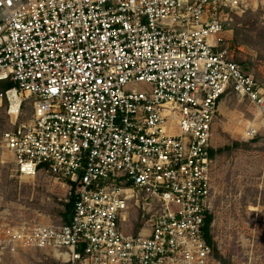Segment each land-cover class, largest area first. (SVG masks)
<instances>
[{"label":"built area","instance_id":"1","mask_svg":"<svg viewBox=\"0 0 264 264\" xmlns=\"http://www.w3.org/2000/svg\"><path fill=\"white\" fill-rule=\"evenodd\" d=\"M10 5V1L7 2ZM264 0H24L0 29L17 172L70 188L67 223L7 226L2 243L66 264H214V126L225 97L264 128V87L222 37ZM30 101L32 113L22 118ZM147 218L136 235L131 209Z\"/></svg>","mask_w":264,"mask_h":264},{"label":"rangeland","instance_id":"2","mask_svg":"<svg viewBox=\"0 0 264 264\" xmlns=\"http://www.w3.org/2000/svg\"><path fill=\"white\" fill-rule=\"evenodd\" d=\"M227 41L235 60L264 87V4L233 15ZM6 83L0 82V92ZM30 101L22 118L30 116ZM6 100H0V264H66L53 249L18 247L13 252L2 243L7 226H33L68 222L72 199L64 181L47 172L23 177L17 172L14 155L3 143V133L11 128ZM257 111L246 98L225 97L220 106L213 143L218 154L213 172V214L211 234L221 259L214 264H264V128L253 139L247 127ZM147 218L137 208L123 224L127 234L136 235Z\"/></svg>","mask_w":264,"mask_h":264},{"label":"trees","instance_id":"3","mask_svg":"<svg viewBox=\"0 0 264 264\" xmlns=\"http://www.w3.org/2000/svg\"><path fill=\"white\" fill-rule=\"evenodd\" d=\"M13 87H14V85L12 83H7L6 87H4V91L9 90ZM230 150H232V147L226 146L220 150H214L212 152V154H213V156H217L218 154H222V153L230 151ZM76 190H77V188L74 189L72 199L70 200V203L68 205V211L67 212H68L69 216L73 213V210H74V205H75L74 204L75 203L74 197L76 194ZM213 222H214V214H211V215H209L208 220H207V227H206L207 241L211 245V247L213 248V256L221 259V256H220L218 249H217V246H216V243L214 241V237L211 234V226H212Z\"/></svg>","mask_w":264,"mask_h":264},{"label":"bare ground","instance_id":"4","mask_svg":"<svg viewBox=\"0 0 264 264\" xmlns=\"http://www.w3.org/2000/svg\"><path fill=\"white\" fill-rule=\"evenodd\" d=\"M8 1H10V5L7 3ZM23 1L24 0H0V29L4 26L3 23L8 20L10 13ZM3 11L4 13L2 17L1 13Z\"/></svg>","mask_w":264,"mask_h":264},{"label":"crops","instance_id":"5","mask_svg":"<svg viewBox=\"0 0 264 264\" xmlns=\"http://www.w3.org/2000/svg\"><path fill=\"white\" fill-rule=\"evenodd\" d=\"M6 8V7H5ZM7 8H9V7H7ZM3 13H4V11L1 13V16L3 17Z\"/></svg>","mask_w":264,"mask_h":264}]
</instances>
